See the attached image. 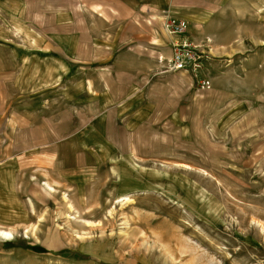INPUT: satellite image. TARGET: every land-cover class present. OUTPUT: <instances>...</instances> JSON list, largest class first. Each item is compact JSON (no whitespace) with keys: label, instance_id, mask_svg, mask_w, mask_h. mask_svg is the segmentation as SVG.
Here are the masks:
<instances>
[{"label":"rangeland","instance_id":"obj_1","mask_svg":"<svg viewBox=\"0 0 264 264\" xmlns=\"http://www.w3.org/2000/svg\"><path fill=\"white\" fill-rule=\"evenodd\" d=\"M192 1L211 13L200 25L208 33L194 43L199 68L173 71L159 61L168 54L155 55L162 66L152 92L163 106L129 134L126 165L141 166L152 182L127 170L117 178L91 157L87 170L65 178L59 153L51 154L56 175L45 176L32 156L26 185L15 181L21 193L0 202V228L14 235L0 236V264H264V0ZM7 43L0 46V119L12 115L26 139L0 121V160L34 145L26 141L33 99L22 98L33 75L17 85ZM23 106L30 121L18 117ZM83 172L89 177L80 187Z\"/></svg>","mask_w":264,"mask_h":264},{"label":"crops","instance_id":"obj_2","mask_svg":"<svg viewBox=\"0 0 264 264\" xmlns=\"http://www.w3.org/2000/svg\"><path fill=\"white\" fill-rule=\"evenodd\" d=\"M210 18L208 9L185 0H0V46L16 42L7 46L18 61L14 80L20 88L26 75H33L31 93L22 92V98L31 94L34 119L26 140L34 145L19 146L22 156L0 160V202L21 193L15 181L26 185L32 156L45 176L51 170L56 175L51 154L59 153L65 178L72 169L87 170L91 157L97 169L106 166L117 178L126 179L127 170L132 178L152 182L141 166L126 163L129 134L163 106L152 92L162 66L154 57L163 52L170 57L177 40L198 43L200 34L208 33L200 25ZM170 19L187 23V31L168 33ZM29 115L23 106L18 117L25 122ZM12 120V115L0 119L25 141L26 127L19 121L15 127ZM74 154L80 155L75 162ZM84 173L76 175L80 187L89 177Z\"/></svg>","mask_w":264,"mask_h":264},{"label":"built area","instance_id":"obj_3","mask_svg":"<svg viewBox=\"0 0 264 264\" xmlns=\"http://www.w3.org/2000/svg\"><path fill=\"white\" fill-rule=\"evenodd\" d=\"M166 28L170 34H182L187 30V26L182 21L170 19L166 23ZM201 52L190 42L176 43L170 57H159L160 62L166 61L168 69L173 71L196 72L201 60Z\"/></svg>","mask_w":264,"mask_h":264},{"label":"bare ground","instance_id":"obj_4","mask_svg":"<svg viewBox=\"0 0 264 264\" xmlns=\"http://www.w3.org/2000/svg\"><path fill=\"white\" fill-rule=\"evenodd\" d=\"M186 24V26H187V28H188V25H187V23H185ZM168 31V30H167ZM169 33V32H168ZM172 35H174V34H172ZM176 35H178V34H176ZM186 42H190V41H186ZM176 43H179V42H176ZM193 46H197L196 44H194V43H192V42H190ZM183 166H185V167H187V168H192V167H190L189 165H187V164H183ZM45 189L46 190H50V191H55V188L50 184V183H45ZM126 198V197H125ZM124 198V199H125ZM129 198V197H128ZM66 199H68L67 198V196H66ZM71 217V216H70ZM262 229H263V232H264V225H262ZM81 234V233H80ZM0 236L1 237H4V238H6V239H11V238H13L14 237V235H13V230H4V229H1L0 228Z\"/></svg>","mask_w":264,"mask_h":264}]
</instances>
